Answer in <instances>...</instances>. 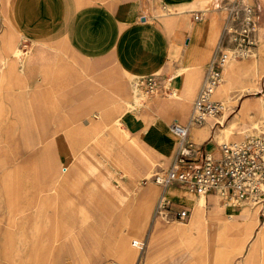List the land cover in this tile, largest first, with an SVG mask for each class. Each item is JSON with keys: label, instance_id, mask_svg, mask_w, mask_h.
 Masks as SVG:
<instances>
[{"label": "rangeland", "instance_id": "374dc122", "mask_svg": "<svg viewBox=\"0 0 264 264\" xmlns=\"http://www.w3.org/2000/svg\"><path fill=\"white\" fill-rule=\"evenodd\" d=\"M0 1L2 4L5 1L8 3V0ZM170 1H160L154 11L158 19L163 20L176 11L181 14L182 10L190 7V4H186L188 0H179L182 7L173 6ZM251 1L257 19V43L251 57L234 59L240 65L253 60L257 70L249 72V83H244V88L252 84L259 88H246L237 99L234 109L230 105L238 90L243 89L240 88L241 83L234 82L224 98L212 96L222 104L218 112L222 119L216 122L214 128L225 126L233 114L239 113L244 102L247 107L239 114L238 123L229 139L222 138L219 142L210 136L203 148L212 142L218 150L221 142L237 141L248 134L264 132V129L258 128L260 124L264 126V100L260 97L264 92V0ZM220 6V0H200L190 8L209 9L205 10L206 14H218L223 20L224 11ZM23 36L24 32H20L7 56L18 59L23 56H82L74 52L62 38L36 39L28 41V46L23 47L24 43L20 42ZM176 57L168 56L170 62L167 61L161 70L135 76L120 70L113 63L106 77L94 78L88 74L85 66L75 69L74 61H66L68 67L65 71L50 70L34 77L33 88L30 82L26 84L25 76L17 78L16 86L3 85L6 79L0 78V264H104L103 258L108 252L111 258L106 259L105 264L112 259L127 264L125 258L130 248L137 246L141 252L143 242L140 238L144 239L146 231L141 230V236L137 234V195L152 184L156 196H159L162 188L155 182V176L170 167L177 137L170 129L176 142L172 155L167 158L151 148V125L146 126L147 133L143 140L141 130L131 128L126 135L125 123L115 119L124 104L130 109L134 108L132 112L138 109V112L149 118L153 114L146 104L152 105L158 100L164 105V102L176 99L173 95L176 85L167 84V78L174 72L167 64L171 65ZM18 63L24 73L25 61L22 59ZM207 63L202 68L186 117L181 122L187 120ZM184 74L185 79L190 77L188 68L184 69ZM149 75L157 78V88L153 93L139 86L140 78ZM79 79L82 83L84 80L86 85L79 88ZM132 79L138 85L134 96ZM90 80L95 81L96 85H88ZM90 87L95 89L91 99L92 96L98 97L97 104L90 100L88 91L76 92L77 89L87 90ZM42 88L46 92H39ZM118 92L130 102L118 101ZM100 97L101 102H98ZM171 121L169 119L168 123ZM103 123H107V126L103 127ZM202 125L201 122L193 127ZM115 128L116 131L113 130ZM55 137L64 138L71 149L72 156L65 164L72 170V179L54 181L51 178L48 164L56 154L53 143ZM189 138L201 147L200 140L191 134ZM91 165L97 167L94 173L89 170ZM109 171L113 177L105 185L102 177ZM147 174H151L150 177ZM171 187L182 193L194 194L177 184ZM218 200L219 204L209 201L206 208L209 217L205 228L209 232L216 226L212 214L221 213L226 218L228 212V207L223 206L219 197ZM178 202L171 201V207H188L189 218H176L166 211L164 215L168 217L169 223L186 227L191 221L192 206ZM243 204L250 206L251 212L256 214L251 216L250 223H259L257 209L248 201L232 208L241 211ZM146 223L144 221V226ZM167 223L165 218L160 217L154 253L147 264H224L215 259L214 245L208 232L171 235L164 231ZM148 253L146 250V260L149 258ZM132 264H136V259ZM259 264H264V260Z\"/></svg>", "mask_w": 264, "mask_h": 264}, {"label": "crops", "instance_id": "0c3cea01", "mask_svg": "<svg viewBox=\"0 0 264 264\" xmlns=\"http://www.w3.org/2000/svg\"><path fill=\"white\" fill-rule=\"evenodd\" d=\"M160 1L162 0H8L7 4L6 1L3 4L0 1V78L6 79V84L3 85L16 86L17 78L25 76L27 77L26 84L30 82V86L33 88L34 77L42 76L45 71L50 70L65 71L68 67L66 61H74L73 68L75 69L85 66L88 74L94 78L97 76L106 77L113 63L120 70L135 76L161 70L167 63L168 56L172 55L178 56L174 61H171V65L167 64L168 67L174 69L171 76L167 78L168 85L173 83L176 85L173 92L179 86L178 72L184 67L189 69L190 82L197 81L198 85L202 68L209 62L208 60L214 53L222 31L224 16L222 20L218 14H206L205 10L209 9L195 10L190 8L200 0H188L186 4H190V7L182 10L181 14H179L180 11H176L160 20L154 14L160 5ZM173 1H170L173 6H183L179 0ZM197 13L201 14L199 19L195 18ZM20 32H24L25 35L21 37V43L24 40L31 42L36 39L62 38L74 52L82 56H68V58L65 56H23L19 59L15 56H7ZM22 59L25 61L24 73L18 63ZM228 63L234 67L233 73L237 75V79L231 81L222 79L215 97L224 98L234 82L241 83L240 88L243 89L238 90L237 96L230 105L231 109H234L237 99L246 88H259L256 84L244 88V83H246L245 85L249 83V72L256 71L257 68L253 60L240 65L234 58H231ZM79 76L81 77V75ZM82 81L83 83L79 79V88L83 84L86 85L85 81ZM88 85L95 86L96 82L90 80ZM85 88L82 89L83 91L77 89L76 92L87 93L88 91L90 100H94L93 102L97 104L98 97L92 96L93 99H91V94L95 93V89L90 87L85 90ZM39 92L44 93L46 91L42 88ZM135 94L132 91V95ZM116 96L118 101L130 102V99L124 97L120 92ZM98 102H101V97ZM161 105L162 101L158 100L152 105L146 104V108L153 114H149L150 117L148 118L146 114L143 116L141 112H138V109V113L132 112L134 108L130 109L124 104L115 120L119 123H125L126 135L130 133L131 128L141 130L143 140L147 133L146 126L151 125L153 129L150 135L153 140L151 148L169 158L173 153L176 139L170 136L171 128L168 120L178 119L181 122L187 113L186 108L179 107L176 109L173 102H164L159 111ZM189 115L187 120L182 123L188 121ZM262 115L264 121V114ZM235 118L236 114H233L225 126H229ZM221 119L222 116L219 115L217 118L205 120L202 126L193 127V124L190 127L189 134L201 141L202 149L217 150L213 147L212 142L203 148V144L210 136L219 142V139L225 138L221 132L225 126L214 128L216 122ZM146 120L148 122H145ZM103 124V127L107 126V123ZM236 125L233 127L235 128ZM260 126L263 125L260 124ZM113 130L116 131V128ZM166 135H168L167 138H165ZM53 143L56 154L53 161H48L52 180L65 181L74 178L72 170H69L68 165L65 164L72 156L69 145L64 141V138L59 137H55ZM140 155H142L141 152ZM143 156L145 158V155ZM91 166L90 172L97 171L95 165ZM150 175L147 174V177ZM111 177L113 174L109 171L107 175H103L102 183L109 184ZM192 193L194 194L182 193L171 186L166 190L167 198L171 201H179V204L185 205L184 203H186L192 206L191 221L186 227L169 223L164 212H157V202L161 192L159 196H156L157 192L152 184L147 185L137 195V234L140 235L141 230H145L146 233L143 240L140 238L142 234L138 236L143 242V249L140 252L137 246L130 248L127 252L128 257L125 258L126 263L132 264L135 259L136 264L149 262L151 254L154 253V242L160 217L165 218L168 222L164 227L167 234H192L199 231L205 234L208 232V237L214 245L217 261L221 260L224 264H231L232 262L234 264L262 263L264 260V233L261 239L259 229L263 225L257 222L250 223L251 216H256L255 213L251 212L250 207L244 205L241 211L228 208L227 219L221 213L212 214V217L216 219V226L209 232V229L206 230L205 228L206 220L209 217L206 208L209 206V201L219 204L218 196L210 192L204 194L205 198L202 199V194ZM196 207H198L197 210ZM144 221H147L146 226H144ZM146 250L149 252L147 260L145 257ZM109 255L110 252L104 256V264L106 259L111 258Z\"/></svg>", "mask_w": 264, "mask_h": 264}, {"label": "built area", "instance_id": "2783aa9c", "mask_svg": "<svg viewBox=\"0 0 264 264\" xmlns=\"http://www.w3.org/2000/svg\"><path fill=\"white\" fill-rule=\"evenodd\" d=\"M220 4L224 23L214 53L206 65L188 121L182 123L173 119L170 123L177 137L175 155L170 167L156 174L155 182L162 192L173 184L191 192H212L226 207L248 201L258 210L259 223L264 225V132L224 142L216 151L202 149L189 138L190 127L203 122L206 113L221 111L222 104L212 96L222 78L225 63L231 58L251 57L257 43V19L252 1L220 0ZM200 16V13L195 14L196 19ZM23 43V47L28 46L27 40ZM139 86L153 93L157 78L142 76ZM165 211L184 220L190 217L188 207L172 208L171 200L163 196L157 212ZM108 264L122 263L112 259Z\"/></svg>", "mask_w": 264, "mask_h": 264}, {"label": "bare ground", "instance_id": "6f19581e", "mask_svg": "<svg viewBox=\"0 0 264 264\" xmlns=\"http://www.w3.org/2000/svg\"><path fill=\"white\" fill-rule=\"evenodd\" d=\"M224 67V66H223ZM187 67H184L182 70H180L178 72V78L177 80H179V86H178V89L179 91H175L173 92V95L176 97L175 100H173V106L177 109L179 107H183V108H186L187 110V107L189 105V102L192 100L193 98V95H194V92L196 90V87H197V81H195L194 83H191L190 82V77H188V79H185V76L186 74H184V69H186ZM233 69L234 67L231 65V63H228V61L225 63V67H224V72L222 71V78L220 80V83L215 87L214 89V92H213V96L215 97V93H216V90L218 88V86L221 84L222 82V79L224 80H227V81H231V80H236L237 79V75L233 73ZM176 75V74H175ZM131 87H132V91L134 93L137 92L136 90V87L138 86L136 84V80L134 81V79L132 80L131 82ZM261 98L262 100H264V92L263 94L261 95ZM171 103V102H170ZM246 107H247V104L246 102L243 103L239 113L236 115V118L232 120V123L229 125V126H225L223 127L221 130V132L223 133V136L225 138H228L231 136L232 132H233V129H234V125L238 123V120H239V114L243 113L245 110H246ZM219 117V114L218 113H211V112H208L205 114L204 116V120L203 122H205V120L207 121L208 119L210 118H217ZM202 122V123H203ZM171 128V127H170ZM259 130H263L264 129V126H260L258 127ZM172 130V129H171ZM171 130H170V136L174 137L173 133H171ZM264 131V130H263ZM168 137V135H166V138ZM219 138V137H218ZM221 138V137H220ZM220 140V139H219ZM223 143V142H222ZM221 143V144H222ZM196 193V192H195ZM201 195L202 199L205 198L204 194H207V193H210V192H198ZM165 197L167 198V195H166V191L165 192H162L161 191V195L158 199V202H157V208H158V204H159V201L161 200L162 197ZM218 196V195H217ZM244 205V204H243ZM248 206V205H246ZM252 206V205H251ZM250 207V206H249ZM228 208H231L232 207H228ZM198 209V207H196V210ZM258 211V210H257ZM259 236L261 238V236L263 235L264 233V226H262L260 229H259ZM262 239V238H261ZM263 241V240H262ZM120 262V261H119Z\"/></svg>", "mask_w": 264, "mask_h": 264}]
</instances>
